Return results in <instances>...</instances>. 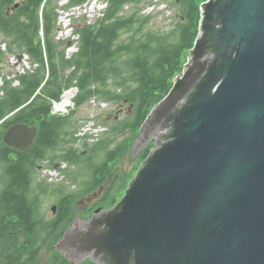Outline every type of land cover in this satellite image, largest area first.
<instances>
[{"label": "water", "instance_id": "obj_1", "mask_svg": "<svg viewBox=\"0 0 264 264\" xmlns=\"http://www.w3.org/2000/svg\"><path fill=\"white\" fill-rule=\"evenodd\" d=\"M38 137L17 124L3 142L23 154ZM152 142L122 200L77 219L55 251L76 264H264V0L201 5L184 70L133 151Z\"/></svg>", "mask_w": 264, "mask_h": 264}, {"label": "trees", "instance_id": "obj_2", "mask_svg": "<svg viewBox=\"0 0 264 264\" xmlns=\"http://www.w3.org/2000/svg\"><path fill=\"white\" fill-rule=\"evenodd\" d=\"M87 1L70 0L69 7ZM103 1L109 5L105 18L94 25L79 23L75 30L80 36L78 52L67 59V44L55 39L57 1L23 0L19 4L16 0H0V37L9 42L8 53L27 54L39 65L33 73L19 78V87L7 79L0 87V122L11 116L0 128V264L34 262L41 244L57 243L62 237L75 200L106 185L110 166L134 145L153 107L168 95L174 80L182 74L200 33L201 5L207 0H180L182 15L168 34L146 31L152 17L142 15L143 0ZM8 8L14 12L8 14ZM125 35L128 38L123 40ZM6 57L0 46V69ZM74 85L79 88L78 110L66 117L53 116L52 100ZM93 98L126 103L132 112L126 120L109 127V133L98 143L82 146L77 138L76 114ZM17 124L38 126L37 142L25 154L14 152L3 142L6 132ZM120 134L128 136L113 146ZM152 143L143 153V162L153 149ZM63 162L69 167L87 166L90 174L79 184L77 193H66L63 186L56 190L61 194L60 210L49 220L44 198L50 187L37 183L38 168ZM116 185L106 188L101 202L114 196Z\"/></svg>", "mask_w": 264, "mask_h": 264}, {"label": "rangeland", "instance_id": "obj_3", "mask_svg": "<svg viewBox=\"0 0 264 264\" xmlns=\"http://www.w3.org/2000/svg\"><path fill=\"white\" fill-rule=\"evenodd\" d=\"M58 2V10H57V14H58V18L59 16H64L66 14V12L68 11L65 8L66 5V0H55ZM145 5L142 8H146L147 4L151 1V0H143ZM198 3L203 1V0H196ZM17 3H22L23 0H16ZM170 6L171 9L173 11L172 13V18L170 19H165V20H160L157 18H152L150 24L147 26L146 31L147 32H153V33H162V34H168L169 32H171L178 19L181 17V10L179 8L178 3L176 2V0H170ZM128 12H132L133 9H126ZM145 10V9H144ZM143 16H147L144 14V11L142 13ZM61 19V18H60ZM84 17H80V18H74L73 20V24L75 25V28H77V26L79 25L80 22L84 21ZM128 38V35H125L123 40H126ZM4 42V38H0V46L1 44H3ZM57 42V41H56ZM9 42H7L8 45ZM70 43L67 44V51L72 49L69 46ZM73 47V45H72ZM73 54V52L71 53ZM103 102H107V101H103ZM109 103V108L108 110L105 111H99L97 113V121L100 124H106L108 127L113 126L114 124H116L117 121L120 120H126L127 118L130 117L131 115V109L129 107V105H127L126 103ZM89 106L86 105L84 108L80 109L78 111V113L76 114V123H75V127L76 128H80L81 122L82 121H86L89 117ZM110 119L108 122H105L104 119ZM38 127V126H37ZM128 136V134H120L119 136H117V141L113 146H116L117 143L122 142L126 137ZM153 144V143H152ZM145 151V150H144ZM144 151H139L138 153H135L133 151V146L124 154L122 155L118 161H116L115 163H113L110 168H111V173H109L108 175V182L106 183L105 187L109 188L113 183H117V188H116V193L114 194V196L107 202H103V203H98V205H96V207L98 209H101L102 211L105 210H110L112 209L120 200H122V198L125 195L126 190L129 187V184L131 183V181L135 178V176L138 173V170L140 169V167L143 164V160H142V156ZM43 171V169H39L38 174H37V183H41V182H45V184H50L48 183L44 178H42V174L41 172ZM85 171V172H84ZM90 174V171L87 169V166H73L70 167L68 173H67V179L65 182L62 183H57V184H50V190H49V194L47 197L44 198V208L46 209V217L48 219H51L53 217L52 214V207L55 206L59 199H60V195L58 192H56V189L59 188L60 186H64L66 187V193H77L78 189L76 186L79 185L80 182H82L85 177L87 175ZM37 187V186H36ZM100 195H98L99 197ZM84 197L80 196L79 199L77 201L81 202ZM119 198V199H118ZM116 200V204L114 205V201ZM114 205V206H113ZM82 206L76 202V204L73 207V216L70 220V224L73 223L78 219V217H76L80 211L82 210L81 208ZM96 208V209H97ZM97 209V210H98ZM89 218V217H86ZM83 221V220H82ZM69 223L66 224V228L69 227ZM41 244V242H40ZM57 243H50L48 245H42L41 244V248H40V255L39 257L32 263L30 264H49V262L53 259L59 260V264L63 261H66V258L64 257H57L56 255V251L53 248ZM39 245V243H38Z\"/></svg>", "mask_w": 264, "mask_h": 264}, {"label": "built area", "instance_id": "obj_4", "mask_svg": "<svg viewBox=\"0 0 264 264\" xmlns=\"http://www.w3.org/2000/svg\"><path fill=\"white\" fill-rule=\"evenodd\" d=\"M108 3L103 0H89L85 4L69 9L64 16H60L58 26L60 28L57 34L58 41H72L74 43L72 49L67 51V58L70 59L73 54L78 52V41L80 36L75 33L73 24L74 18L84 17L89 25H94L103 20L108 10ZM172 9L169 0H151L150 5L144 10L147 16L165 20L172 18ZM5 50V46H3ZM73 52V54H71ZM9 68L12 75L9 80H15L18 75H24L29 72H34L38 68V64H32L29 56L24 55L20 61L18 56H10L8 60ZM3 85V78L0 77V86ZM19 81L14 82V86H18ZM79 94V88L74 85L66 89L58 100L52 101L51 112L54 116H68L76 108V100ZM90 115L86 121L81 122L77 138L79 144L82 142L97 143L108 132V127L100 124L97 121V113L107 109L108 104L94 98L90 101ZM67 168L63 164L59 170H46L44 176L51 183L61 182L64 180V170Z\"/></svg>", "mask_w": 264, "mask_h": 264}, {"label": "flooded vegetation", "instance_id": "obj_5", "mask_svg": "<svg viewBox=\"0 0 264 264\" xmlns=\"http://www.w3.org/2000/svg\"><path fill=\"white\" fill-rule=\"evenodd\" d=\"M176 2L178 3V5L180 4V0H176ZM7 11H8V14H10V13H12V12H14V10H11L10 8H8L7 9ZM110 119H107V118H105L104 119V121L105 122H108ZM83 152H87V151H83ZM82 154V153H81ZM44 167H42L41 169H43ZM66 179H67V176H66ZM81 183V182H80ZM79 183V184H80ZM44 184H45V182H44ZM49 187H51V186H49ZM64 187V186H63ZM77 187V189H78V187H79V185L78 186H76ZM66 188V187H65ZM58 189V188H57ZM56 189V190H57ZM79 190H80V188L77 190L78 192H79ZM105 191H106V187L105 186H103L99 191H97V192H93V193H91V194H88L87 196H84V198H82L83 200L81 201V202H79V201H77L78 199H76L75 200V202L72 204V206L74 207V205L76 204V202H78L82 207V210L80 211V213L76 216V217H78L79 216V218L78 219H80V220H83V221H90L91 219H92V217L95 215V212H97V207H96V205H98V203H103L104 201H102L101 202V199L103 198V195H104V193H105ZM57 192V191H56ZM59 195H61L60 193H59ZM98 195H100L99 197H98ZM60 199H61V197H60ZM60 199H59V201H58V203L55 205V206H53L52 207V214H53V217L52 218H54L57 214H58V212H59V210H60V206H59V203H60ZM65 204H67V203H65ZM97 208V209H96ZM45 209V208H44ZM102 211V210H101ZM105 211H107V210H105ZM45 212H46V209H45ZM98 214V213H97ZM73 216V215H72ZM86 217H89V218H86ZM71 216L69 217V219H67V223H69L70 222V220H71ZM50 220V219H49ZM69 227H67L65 230H63V235L65 234V232L71 227V225H72V223L70 224L69 223ZM63 235H62V237H63ZM61 237V238H62ZM60 238V239H61ZM60 239H59V241H60ZM58 241V242H59ZM57 242V243H58ZM56 249V248H55ZM56 255H57V257H64V258H66L65 256H63L62 254H59V253H56ZM67 261V262H66ZM66 261H63V262H61L60 264H76V263H72V262H70L69 260H67L66 259ZM89 261H91L92 262V260H90V259H87V260H85V261H83L82 263H80V264H87ZM49 264H59V260H57V258L56 259H53V260H51L50 262H49Z\"/></svg>", "mask_w": 264, "mask_h": 264}, {"label": "bare ground", "instance_id": "obj_6", "mask_svg": "<svg viewBox=\"0 0 264 264\" xmlns=\"http://www.w3.org/2000/svg\"><path fill=\"white\" fill-rule=\"evenodd\" d=\"M126 141V140H125ZM111 163V162H110ZM119 199V198H118Z\"/></svg>", "mask_w": 264, "mask_h": 264}]
</instances>
